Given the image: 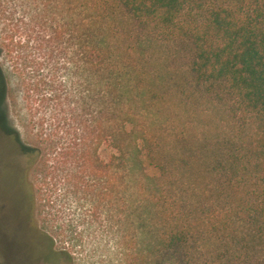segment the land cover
<instances>
[{"label": "trees", "instance_id": "obj_1", "mask_svg": "<svg viewBox=\"0 0 264 264\" xmlns=\"http://www.w3.org/2000/svg\"><path fill=\"white\" fill-rule=\"evenodd\" d=\"M148 42L171 47L183 86L218 96L226 118L216 136L205 122L180 132L188 174L179 141L172 163L147 154L170 167L158 203L128 155L150 136ZM2 54L0 129L26 158L14 183L30 186L34 229L67 264H236L237 235L264 264V0H0Z\"/></svg>", "mask_w": 264, "mask_h": 264}, {"label": "rangeland", "instance_id": "obj_2", "mask_svg": "<svg viewBox=\"0 0 264 264\" xmlns=\"http://www.w3.org/2000/svg\"><path fill=\"white\" fill-rule=\"evenodd\" d=\"M148 46L155 60L150 59L148 69H151V72L140 78V86L145 92L142 101L146 103L143 123L147 126L150 136L146 137L144 148L139 155L134 151V143L128 144V155L139 175L138 188L141 187L146 193V198L148 193L156 194L158 200L155 202L158 203L163 195L162 189L167 185L165 175L170 172V167L164 166L163 169L153 170V163L147 154L154 150L158 161L165 159L166 162L172 163L175 157L172 151L179 141L178 144L184 152L183 167L188 174L193 169V165L187 159L191 138L187 134L181 138L180 132L186 133L192 124L205 122L211 129L210 136H216L218 132L215 129L226 118L222 113L224 101L218 96L209 94L206 88L195 93L192 89L183 86L182 81L187 78L182 69L186 66L184 60L173 58L170 63L163 60L166 55L173 53L171 47L158 46L151 42H148ZM4 61L5 57L2 54L0 66L5 69ZM138 103L139 100L136 101V104ZM19 112H21L20 117L23 118L19 106L10 108V126L23 132V120L18 116ZM186 151H188L187 155ZM110 153V149H104L103 157H108ZM25 164L26 158L21 155L16 142L11 136L3 134L0 129V264H67L64 256L52 250L48 240L34 229L35 222L29 203L30 186L24 184L23 188L19 189L14 183L17 169L25 168ZM146 175L156 176V179L154 182L150 181ZM18 190L20 195L17 196ZM148 204L151 211L154 203L147 202L149 211ZM26 207L30 218L27 216ZM193 211L195 206L190 205L187 215H191ZM204 243L196 238L192 242V248L194 250L205 248L207 246ZM252 244L250 238L237 235L233 255L241 258L236 264H253ZM225 248L227 245L223 243L221 250Z\"/></svg>", "mask_w": 264, "mask_h": 264}]
</instances>
